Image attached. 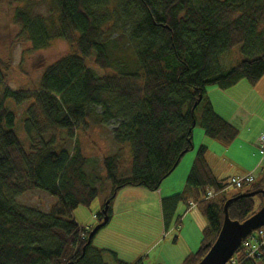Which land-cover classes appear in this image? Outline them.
I'll list each match as a JSON object with an SVG mask.
<instances>
[{
    "label": "trees",
    "instance_id": "16d2710c",
    "mask_svg": "<svg viewBox=\"0 0 264 264\" xmlns=\"http://www.w3.org/2000/svg\"><path fill=\"white\" fill-rule=\"evenodd\" d=\"M52 1L49 17L28 21L18 8L14 21L28 34L32 51L63 40L71 52L49 65L33 90L10 89V69L0 61V264H104L106 253L114 264H126L93 246L100 230L88 243L95 226L78 225L73 212L90 207L102 182L111 191L108 205L94 216L97 225L105 206L110 219L120 190L157 191L192 150L195 127L222 147L236 140L238 131L214 112L206 91L227 90L242 80L254 87L264 76V0ZM108 28H117V35L109 38ZM238 47L245 58L223 68L222 57ZM8 102L27 107L17 114ZM95 108L101 112L92 119ZM17 118L23 120L27 149L14 131ZM111 121H117L113 143L129 147V156H104L98 163L79 139L91 126ZM206 153L202 145L186 190L207 226L199 248L182 264H197L208 252L226 202L229 218L240 223L262 206L264 165L243 193L228 198ZM210 190L216 196L203 200ZM32 191L55 202L46 212L17 202ZM183 198L162 201L165 226ZM243 243L228 264H264V254L247 259Z\"/></svg>",
    "mask_w": 264,
    "mask_h": 264
},
{
    "label": "crops",
    "instance_id": "0c3cea01",
    "mask_svg": "<svg viewBox=\"0 0 264 264\" xmlns=\"http://www.w3.org/2000/svg\"><path fill=\"white\" fill-rule=\"evenodd\" d=\"M236 86L230 88L231 90L217 88L220 92L212 93L219 97L217 105L211 97L207 96V91L206 96L214 112L238 131V135L241 137L239 141L246 148L240 151L243 147L239 141L237 146L222 147L218 143L214 144L211 139L205 136L203 130L195 128L192 132V150L181 159L178 166L161 183L157 191L146 192L142 189L127 188L129 190L118 192L111 203L110 221L115 216H121L126 221L123 223V227L128 228L127 222L137 217L149 220L151 222L148 226L138 224L135 229L151 228L153 229L152 237H156V239L149 243L136 242L125 233L114 232L111 234L113 238L117 237L122 241L120 245L123 247H120L119 244L117 246L120 250L125 249L132 254L131 259H126L124 253H120L116 249L109 250L93 245L95 248L114 252L116 257L126 264L136 262L140 264H182L185 257L198 249L207 221L200 206L194 201L193 195L186 190V182L199 148L202 145L206 147V164L213 176L226 185L225 190L229 188L230 178L243 176L250 172H255L257 175L263 166L260 158L251 161V163L249 161L247 165H244L243 162L249 156L254 158L252 152H255L257 138L264 132V76L256 86L249 85L250 90L245 88L244 94L231 100L228 93ZM235 154L243 161L236 159ZM110 191L109 189L104 195V199L99 204L100 208L103 207ZM180 195H183L184 198L176 205L169 226H165L162 201ZM122 237H125L128 242L124 241ZM105 255L108 254L106 253L102 257L104 264H114L113 258L111 257L112 262L107 261Z\"/></svg>",
    "mask_w": 264,
    "mask_h": 264
},
{
    "label": "rangeland",
    "instance_id": "374dc122",
    "mask_svg": "<svg viewBox=\"0 0 264 264\" xmlns=\"http://www.w3.org/2000/svg\"><path fill=\"white\" fill-rule=\"evenodd\" d=\"M18 8H20L19 10L23 12L28 21L32 19L34 22L41 16L44 18L49 17L52 8H54V3L52 0H0V61L2 62L3 68L10 69L8 72L6 71L7 74L5 75L8 87L12 90H33L38 86L40 77L44 73L46 68L62 57L68 55L72 50V46L66 41L54 40L50 42L48 47L32 51L30 49L31 45L28 34L26 32L22 33L23 31L21 30V26L14 21V15ZM107 33L108 37L112 38L117 35V28H108ZM244 58L245 57L240 53L238 47L234 48L228 54L223 56L220 60V64L223 66V68L229 69V67L235 66ZM245 88L250 90L249 84L245 80H242L232 91L227 92H229L228 94L230 95L231 100H233V98H239V95L244 94L246 92ZM214 92L220 91H218L215 87L208 88L207 96L209 98L211 97L213 102L217 105V103L219 102V97L212 94ZM7 104L10 109L21 115L23 110L20 107H27V104L23 106H16L12 102H8ZM100 112V108H95V113L92 115V119L97 118ZM116 125L117 121H111L107 124H101L98 127L91 126L87 131V134L83 137H80L79 142L83 147V152L86 154V156H90L96 159L95 161H97L98 163L104 156L118 155L124 158L129 156V147H118L112 141L111 130L116 127ZM23 129V120L21 118H17L14 131L21 144L27 149L28 140L25 137V132ZM240 138L241 137L238 135L236 140L231 145L237 146ZM212 142L214 144H217L214 141ZM68 145L67 148H69ZM241 146L243 147V149L239 150L243 151L246 146L243 143L241 144ZM252 153L254 154V158L249 156L248 154L249 157H247V160H244V165H247L249 161L251 163V161L253 160H259L260 155L258 154V149L255 148V152ZM236 159H238L239 161H243V159H239L238 157H236ZM262 165H264V161ZM97 168H99V165ZM99 187V196L92 202L90 207H78L72 214L75 222L82 227L90 228L97 225L94 216L96 215V213L101 211L99 204L104 199V195L109 191V189H111L108 182H102ZM134 189L146 190L143 188ZM244 191L245 188H228L225 192V196L230 198L237 194L243 193ZM146 192L150 191L146 190ZM17 202L25 207L46 212L49 207L55 202V200L46 193L40 191H32L20 196L17 199ZM106 203L107 200L103 205H105ZM125 222L126 221L123 219V217L115 216L111 221L109 220L107 225L98 232V234L94 237L92 244L94 246L107 248L109 250L116 249L120 253H124L123 255L124 257H126V259H131L132 254L128 253V251L125 249L120 250L118 248L117 245H120L122 241L118 240L117 237L113 238L111 234H114V232L125 233L136 242L142 241L149 243L156 239V237H152L153 229L151 228H147L146 230L135 229L138 224L146 227L151 221L137 217L127 222L128 228L123 227V223ZM122 238L124 241L128 242L125 237ZM120 247L123 246L120 245ZM105 258L107 259V261L112 260L109 254L105 255Z\"/></svg>",
    "mask_w": 264,
    "mask_h": 264
},
{
    "label": "water",
    "instance_id": "95a60500",
    "mask_svg": "<svg viewBox=\"0 0 264 264\" xmlns=\"http://www.w3.org/2000/svg\"><path fill=\"white\" fill-rule=\"evenodd\" d=\"M256 193L248 194L254 196ZM262 195V206L254 215L240 223L232 221L228 216L226 202L224 206V217L220 231L205 256L197 264H228L237 252L241 242L247 238L252 232L264 227V190L260 192ZM108 205V202L106 203ZM107 206L103 210V222L94 227L88 237L90 243L92 237L107 225L109 219L106 215Z\"/></svg>",
    "mask_w": 264,
    "mask_h": 264
},
{
    "label": "built area",
    "instance_id": "2783aa9c",
    "mask_svg": "<svg viewBox=\"0 0 264 264\" xmlns=\"http://www.w3.org/2000/svg\"><path fill=\"white\" fill-rule=\"evenodd\" d=\"M256 148L258 149L260 160H264V132L257 138ZM255 177V172H250L243 176L232 177L228 181V187L233 189H242L244 185L253 183L255 181ZM215 196L216 193L210 190L206 193L203 200H209ZM242 243L245 247L244 253L247 259H255L259 255L264 254V227L252 232L241 242V244ZM231 264H235L234 261H232Z\"/></svg>",
    "mask_w": 264,
    "mask_h": 264
}]
</instances>
